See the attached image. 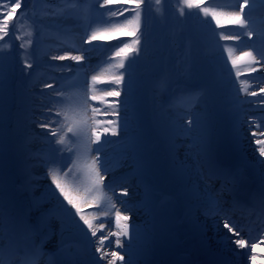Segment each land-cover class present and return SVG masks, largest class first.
Here are the masks:
<instances>
[{"label": "snow or ice", "instance_id": "1", "mask_svg": "<svg viewBox=\"0 0 264 264\" xmlns=\"http://www.w3.org/2000/svg\"><path fill=\"white\" fill-rule=\"evenodd\" d=\"M161 3L162 0H156L157 5ZM183 6L202 14L205 23L210 18L217 29L233 26L227 34L217 35L220 41L244 44L238 55L233 54L232 47L225 49V63L230 62L237 79L245 75L240 62H244L249 75L260 73L264 77V0H236L227 10L212 7L208 0H183ZM150 7L147 0L74 4L72 30L79 42L63 54L49 53L48 59L71 61L77 67L49 63V68L62 75L59 80L45 81L41 87L33 78L39 60L28 50L38 46L39 41L28 39L27 44L21 41L20 76L26 84L16 94L8 84L9 41L17 17L27 18L30 6L27 0H0V41L8 46V50L0 49V264H41L42 261L43 264H151L149 257L159 231L155 193L146 189L143 200L137 202L147 217L142 224L131 223L129 205L132 182L143 176L148 167L145 130L140 120L141 82L137 65L141 60L152 63V34L145 15ZM186 16L181 9V18L176 21L178 27L184 24ZM38 24L34 21L37 36ZM81 27L82 34L78 31ZM27 35L32 37L33 33ZM15 39L21 37L16 35ZM99 40L118 42L94 43ZM106 49H114L108 57L113 71L106 76L92 74L89 78L86 74L82 81L73 80V75L89 67L91 53ZM194 68L192 62L185 76L168 78L170 95L186 94L181 101L183 106L177 109L164 100L156 103L154 97L152 122L166 138L181 136L191 141L185 156L196 162V184L189 186L191 171L186 160L173 156L170 167L181 188V201L187 213L202 212L212 220L218 233L226 229L225 239L239 250L235 254L247 255L251 264H257V250L264 244V233L250 239L234 220L235 209L245 202L240 198L244 190L241 171L217 159L213 150L216 116L198 111L199 98L221 87V82L195 84ZM64 73L73 75L64 76ZM100 85L105 87L98 90ZM242 88L247 97L264 93V86L252 88L242 84ZM193 91L199 95H190ZM261 102L264 103V97ZM21 128L40 129L37 135L46 145L43 155L33 157L28 153L27 135L24 145L16 146L14 141ZM256 128L259 131H252L251 135L256 137L262 159L256 162L258 189L250 193L249 199L264 211V139L260 138L264 137V128L260 125ZM13 153L23 161L15 168L11 163ZM119 160H131V171L117 176ZM34 166L44 169V178L50 183L44 186L43 200L27 201L23 193L36 187L32 178ZM102 232L105 235L98 236ZM57 236L56 249L46 251V245ZM73 237L82 242L95 238L98 258L85 261L78 252L68 250L65 240ZM107 241L112 243L106 246ZM203 264L229 262L209 250Z\"/></svg>", "mask_w": 264, "mask_h": 264}, {"label": "rangeland", "instance_id": "2", "mask_svg": "<svg viewBox=\"0 0 264 264\" xmlns=\"http://www.w3.org/2000/svg\"><path fill=\"white\" fill-rule=\"evenodd\" d=\"M179 1L180 2H175L174 5H168L172 1L162 0V3L157 5L156 0H147L148 4L151 5L150 8L146 9L145 15L149 18L150 22L148 30L152 34L153 48L150 57L152 63L150 65L148 64L147 70H137V77L141 82V86L143 84L146 85L145 91L140 93V120L145 130L144 139L148 167L143 176L133 180L132 192H138L140 198H144L146 189H150L155 193L156 202L172 206L176 213L174 224L178 226L180 231H183L184 233L185 226L191 224L193 226V231L199 233L202 222L211 219L206 218L202 212L198 214H188L186 208L183 211L178 208L176 201H181V188L171 175L170 170L173 156L179 160H186L191 171V182L189 186L196 184L198 179L196 162L194 158L188 157L186 159L185 156L188 151L187 146L191 141L181 136L166 138L160 133L159 129L156 128L152 122L154 97L156 98V103H159L160 100H164L175 105L177 109L181 108L183 106L181 101L185 98V96L182 95L185 94L177 92L174 96L170 95L167 92L168 78L185 76L188 73L192 62H194V71L197 74L194 82L195 84L200 85L205 82L211 83L213 81L221 82V87L212 90L207 95L199 98L198 108L199 112H209L216 116L213 130L214 153L218 140L221 137H229L234 146L233 150L237 157L233 166L238 167L244 172L253 170L259 179V169L256 166V162L262 158L259 157V152L258 154L248 156L246 149H243L245 147L244 144L246 143L244 129L251 128L254 131H259L256 128V125H260L261 128H264V118L258 116L259 112L257 110L258 107L264 105V103L261 102V97H264V93H261V96L259 97H247L244 95L242 84H249L252 88H259L260 86H264V77H261L260 73H252L249 75L247 71H245V75L237 79L235 76V70L231 68L230 62L227 64L225 63L227 58V53L225 51L226 48L232 47L234 55H238L244 50L243 42L237 44L234 41L225 42L219 40L217 33L227 34L233 30V26L231 25H226L223 29H217L214 22L210 21V18L209 21L205 23L202 15H200V17L194 15L190 16L187 21L192 22L195 21L196 18L200 19L193 25L195 27H187L184 25L177 35L170 36V33L164 28L170 24L176 25L175 20L181 18L179 11L184 9V6L183 0ZM40 2L41 0H34L33 7L29 12L30 16L27 18H17L16 28L12 30V39L9 41L10 55L7 61V64H9L8 84L10 89L16 94H19L24 90L26 82L20 76V70L23 67V56L21 55L22 50L19 48L20 42L16 43L17 40L15 39V36L19 35L21 37V40L19 41H23L26 44L28 39L39 41L38 46L34 45L33 48L28 50L33 52L34 56L39 60V68L33 73V78L34 81L38 82L42 87L45 81H51L54 78L59 80L62 75L60 72L49 68V63H74L71 61H67V63L60 61L51 62L48 59L49 53L63 54L65 51H71L72 46L79 42L77 35L75 36L72 31L65 27L67 20L73 19L72 6L77 3L95 4V0H65L58 8H56L48 7L45 4L39 5ZM208 3L212 7L227 10L230 5L236 3V0H208ZM42 10H45V12H42ZM174 10L178 12L177 17H173L175 14ZM153 16L157 19L151 21ZM34 21L39 22V24L36 25L40 28L38 36L35 34ZM162 21L164 22V28L161 27ZM169 21L174 22L169 24ZM211 27L212 29H209L210 32H208L207 28ZM192 29H194L193 31L195 35H192ZM78 30L82 34L83 28L81 27ZM30 32L33 33L32 37L27 35ZM197 34L199 37L196 36ZM39 37L40 39H38ZM196 37L200 39V43L196 42ZM206 37L209 42H205ZM7 39L8 38H6V40ZM120 39L127 38L121 37ZM117 42L118 41L116 40H100L94 43L107 45L109 43L115 44ZM0 49L8 50V46L5 45L3 41H0ZM113 50L114 49H106L105 51L91 53L90 57L93 58L92 62L86 70H82L75 74L77 75V80L82 81L86 74L90 78V75L92 74L106 76L113 71L114 69L109 66L110 61L108 59ZM183 50L186 52L184 53ZM167 51H175V53L180 52L181 54L177 55L176 58H173L166 54ZM32 58V56H29V59ZM99 59L103 60L93 68L92 64ZM175 59L179 61L181 59L182 63L179 62V65L176 66ZM73 66L77 67L75 64H73ZM243 67H245V65H243ZM152 74L159 75L156 79H150ZM163 74H166V76ZM63 75L69 76L73 74L64 73ZM152 86H154L156 90L149 91L148 88ZM103 87L105 86H98V90ZM148 91L152 93L151 101L153 102L146 101L145 95H148ZM153 93H155V95ZM190 95L195 97L198 96L199 93L193 91ZM13 111H15V108ZM147 119L150 123H148ZM38 133H40V129H28L26 131L21 128L14 142L17 147H22L24 145L25 136L27 135L28 153L33 157H39L43 155L46 145L42 142L41 137L37 135ZM11 163L13 168H15L23 163V161L18 159L15 153H13ZM118 163L121 166L117 168L116 172L120 173L118 169L122 166L127 168L126 173L131 171V160H119ZM32 178L36 183L35 189L27 191L23 193V195L27 201H30V196L33 200H43L44 186L50 183V181H47L44 178V169L39 166H34L32 168ZM145 180L148 181V185L144 183ZM169 185H173L171 190H169ZM130 205L133 209L134 205ZM46 206L51 207V205ZM86 211L89 210L86 209ZM144 220L145 218H142L138 219L136 222L131 221V223L133 225H139L142 224ZM157 222L159 223V220H157ZM109 224H111V221H109ZM102 235H105V233H98V236ZM188 235L189 232H185L184 243H191V239ZM57 239L58 236L54 237L46 245V250H55L58 246ZM97 243L98 241L95 238L91 239L90 242H84V244L88 245L91 253L90 255H87L86 252H80L79 255L83 260L89 261L98 258L99 254L95 253V245ZM111 243V241H107L106 246Z\"/></svg>", "mask_w": 264, "mask_h": 264}, {"label": "bare ground", "instance_id": "3", "mask_svg": "<svg viewBox=\"0 0 264 264\" xmlns=\"http://www.w3.org/2000/svg\"><path fill=\"white\" fill-rule=\"evenodd\" d=\"M72 24H73V19L67 20L65 27L70 31H72V33H74L72 30ZM92 60L93 58L90 57L89 64L92 62ZM63 62L67 63V61H63ZM257 110L259 112L258 116L260 118H264V105L258 107ZM244 130H245L246 143L244 144L245 147L243 149L244 150L246 149L248 156L258 154V147L255 144L256 137H253L251 135L252 131L254 130L251 128H246ZM260 138L264 139V137H260ZM118 170L120 173L116 175L120 176L122 174H126L127 168L122 166ZM241 174L244 180V190L241 192L240 198L242 200H246L250 202L252 207L246 208L244 210L241 209L239 210L236 208L234 212V220L239 226H241L244 229V232L246 231L252 233L254 227L258 225H262V223H264V211L260 209L258 204H256L255 202L249 199L250 193H252L250 191V188L252 187L253 190L256 188L247 184H249L250 182L248 178L250 176H254L253 180H259V179L257 178V175L253 170H248L247 172L241 171ZM144 183L148 185L147 180H145ZM172 188L173 185L172 186L169 185V190H171ZM132 191L133 190L131 189L130 199H129L131 201V202L129 201V203L134 205V208L132 209V215H133L132 221L136 222L138 221V219H142V218L146 219L147 217L145 215L144 209L142 207L137 206V202L142 201L143 198H140L138 192H132ZM155 209H156L157 220H159L158 223L159 231L155 239L156 261H157L155 262V264H180L181 261H189L191 263L192 262L196 263V260L202 255L200 248H202L203 252L207 254L208 251L210 250L221 259L228 261L229 264H242L240 262L241 257L235 254L239 250L235 249L234 246L231 245L230 242L225 239L224 234L227 232V230L222 229L221 232L218 233L217 230L213 227L212 220L203 221L199 233L193 231V226L191 224H188L184 228L186 233L189 232L192 234V232H194L193 235L197 237V241L199 243V247L197 251L195 250L196 247H194L193 244L187 245V247H185V243H184L185 232L183 233V231H180L178 226L174 224V221L176 219V213L173 210L172 206L169 204L165 205L161 202L158 203L155 201ZM183 209H185V207H183ZM249 212L262 213L263 217H259V215H256L254 221L249 222V220L246 219V214ZM248 227L250 229H248ZM262 233H264V230L261 231L260 235ZM183 248H185V250L188 251L187 255L185 256H183L184 255ZM257 257H258L257 264H264V244H262L260 248H258ZM249 264H251L250 261Z\"/></svg>", "mask_w": 264, "mask_h": 264}, {"label": "trees", "instance_id": "4", "mask_svg": "<svg viewBox=\"0 0 264 264\" xmlns=\"http://www.w3.org/2000/svg\"><path fill=\"white\" fill-rule=\"evenodd\" d=\"M170 1H172V2H171L170 4H168V5H172V4L174 5L175 2H180L179 0H170ZM33 2H34V0H27V3H28L29 6H30V11H31V9H32V7H33ZM62 2H63V0H41V2L39 3V5H41V4H45V5H47L48 7H56V8H58L59 5L62 4ZM175 9H176V8H175ZM30 11H29V12H30ZM180 11H181V10H180ZM180 11H179V15H180ZM184 11L187 13V16H186L185 21H184V24H183L182 26L177 27V25H172V24H170V23H173L174 21H169V24H170V25H168L166 28H164V26H163L164 22L162 21L161 27L164 28L165 30H167V31L170 33V36L177 35V34L179 33V31L181 30V28H183L184 25H186L187 27H188V26L195 27V26H193V25H194L196 22H198L200 19L196 18L195 21H192V22H188L187 19H188L190 16L197 15V16L200 17V15H202V14L198 13L197 11H195V9L188 10V9H185V8H184ZM42 12H45V10H42ZM169 12H170V11H169ZM174 12H175V14L173 15V17H177V16H178V12L175 11V10H174ZM46 13H47V12H46ZM31 15H32V14H31ZM29 16H30V15H29ZM17 18H19V17H17ZM153 19L156 20L157 18L153 16V18L151 19V21H153ZM172 20H174V19H172ZM176 21H177V20H175V22H176ZM187 22H188V25H187ZM209 29H212V27H211V28H207V31H208V32H210ZM193 30H194V29H192V35H195ZM196 36L199 37L198 34H197ZM197 37L195 38V40H196V42L200 43V39L197 38ZM17 42H20V43H21V41H19V40H17L16 43H17ZM205 42H209V41L207 40V37H206V39H205ZM198 43H197V44H198ZM183 52L185 53L186 51L183 50ZM166 54L172 56L173 58H176L177 55H180L181 53H180V52L175 53V51H167ZM173 55H174V56H173ZM185 55H186V54H185ZM169 58H171V57H169ZM179 62L182 63L181 59H180V61L175 59V65H176V66L179 65ZM158 63H159V62H158ZM243 65H244V63H243V62H240L239 67L241 68L242 71L245 72V71H247V69H246L245 67H243ZM8 66H9V64H8ZM158 75H159V74H152V75L150 76V79H151L152 77H153V78H157ZM163 75L166 76V74H163ZM150 79H149V80H150ZM148 90L150 91V90H156V89L154 88V86H152V87L148 88ZM149 91H148V95H149V96L144 94V95H145V98H146V101H148V102H153V101H151V95H152V93H150ZM142 92H143V91L141 90L140 93H142ZM153 94L155 95V93H153Z\"/></svg>", "mask_w": 264, "mask_h": 264}, {"label": "water", "instance_id": "5", "mask_svg": "<svg viewBox=\"0 0 264 264\" xmlns=\"http://www.w3.org/2000/svg\"><path fill=\"white\" fill-rule=\"evenodd\" d=\"M147 64L146 62H144L143 60H141L138 65L137 68H147ZM143 89L145 88L144 86L142 87ZM215 155L217 157L218 160L223 161L227 164L232 165L233 162L236 159V155L234 153L232 144L230 143V140L228 137H223L221 138L216 146V150H215ZM80 240L78 238H66L65 240V245L69 244V243H79Z\"/></svg>", "mask_w": 264, "mask_h": 264}]
</instances>
